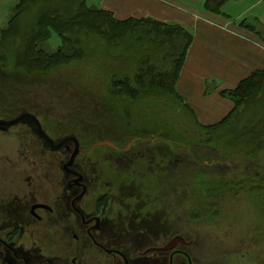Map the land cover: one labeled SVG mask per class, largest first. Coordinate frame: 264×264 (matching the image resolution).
Wrapping results in <instances>:
<instances>
[{
    "label": "rangeland",
    "instance_id": "374dc122",
    "mask_svg": "<svg viewBox=\"0 0 264 264\" xmlns=\"http://www.w3.org/2000/svg\"><path fill=\"white\" fill-rule=\"evenodd\" d=\"M17 2L0 0V28ZM37 16L33 10L25 16V24L34 23ZM84 42V60L48 73L27 75L13 68L14 60L9 66L0 64L1 119L32 113L56 142L74 135L84 149L97 144L98 154L79 156L76 163L91 175L117 183L126 181L133 168L140 173L135 191L161 197L162 211L157 212L158 226L150 225L151 231L134 229L128 242L147 234L151 240L155 234L159 241L183 234L196 239L191 249L206 259H264V149L235 143L227 134L220 143L201 142L202 131L179 105L165 98L153 97L158 106L148 100L140 104L131 99L113 100L107 94L109 78L137 70L138 62L132 57L135 53L139 57L144 43L135 44L128 38L109 45L97 37ZM60 44L54 32L43 47L54 51ZM253 115L249 111L241 116V133ZM134 136L147 141L134 143ZM105 142L115 146L100 144ZM69 157L66 148L51 149L32 120L0 131V191L20 192L25 207L50 201L62 190V177L69 175L64 169ZM95 187L93 191H102ZM196 207L200 215L194 219L190 213ZM25 222L30 223L28 217ZM130 246L133 253L138 251L137 246ZM163 254L151 253L147 259ZM156 263L141 260L138 264Z\"/></svg>",
    "mask_w": 264,
    "mask_h": 264
},
{
    "label": "trees",
    "instance_id": "16d2710c",
    "mask_svg": "<svg viewBox=\"0 0 264 264\" xmlns=\"http://www.w3.org/2000/svg\"><path fill=\"white\" fill-rule=\"evenodd\" d=\"M230 1L204 0L202 8L213 14L229 15L226 6ZM33 10L38 13L36 21L25 24V16ZM240 25L249 27L264 42V35L253 26L244 22ZM54 32L60 37L61 44L54 51L46 50L43 43ZM91 37H97L109 45L122 43L128 38L135 44L138 41L144 43L139 57L135 58L137 53L132 57L133 62L137 60L138 69L132 68L134 72L131 75L116 73L109 78L107 94L113 100L131 99L135 104L148 100L157 105L159 103L153 97L165 98L179 105L197 129L202 131L199 134L201 142L220 143L227 134L233 136L235 143L253 145L256 151L264 149V70L255 71L235 89L222 91L235 104L224 119L213 125L200 124L194 110L177 91L179 75L193 41V33L181 24L150 17L118 20L112 12L90 6L88 0H19L13 7L11 17L0 28V64L9 66L14 60L13 68L27 75L48 73L60 66L84 60L87 56L84 41ZM249 111H253V119L243 127L241 133L240 118ZM145 141V137L134 136L133 139L137 144ZM127 175L125 183L133 187L124 190L135 191L140 173L133 168ZM209 190L211 193L214 191L213 188ZM199 215L198 207L190 213L194 219Z\"/></svg>",
    "mask_w": 264,
    "mask_h": 264
},
{
    "label": "flooded vegetation",
    "instance_id": "af4514ba",
    "mask_svg": "<svg viewBox=\"0 0 264 264\" xmlns=\"http://www.w3.org/2000/svg\"><path fill=\"white\" fill-rule=\"evenodd\" d=\"M24 120L32 119L27 117L13 125ZM13 125L0 127V131H8ZM50 137L55 145L66 138L56 142ZM80 143L81 151L70 166L73 172L67 171L65 164L75 149L74 141H66L57 149L48 143L53 150L66 148L70 152L64 163L69 175L62 177V190L55 192L50 201H36L25 207L20 192L0 191V264H138L141 260L157 261L156 264H264V259H206L191 249L196 239L183 234L161 241L155 234L153 240L147 234L128 242L134 229L151 231L150 225L158 226L157 212L162 211L163 199L124 190L133 186L125 181H107L102 175L77 168L79 156L99 153L96 146L84 149L81 140ZM97 185L102 191H93ZM25 217L30 223L25 222ZM177 237L184 240L164 250ZM143 239L148 242L138 247ZM130 245L137 246L138 251L133 253ZM151 253L164 254L147 259Z\"/></svg>",
    "mask_w": 264,
    "mask_h": 264
},
{
    "label": "crops",
    "instance_id": "0c3cea01",
    "mask_svg": "<svg viewBox=\"0 0 264 264\" xmlns=\"http://www.w3.org/2000/svg\"><path fill=\"white\" fill-rule=\"evenodd\" d=\"M203 1L92 0L91 6L112 12L118 20L150 17L181 24L193 33L177 91L200 124L208 126L234 109V101L222 91L264 70V42L240 25L244 22L264 35V0H231L226 6L229 15L204 10Z\"/></svg>",
    "mask_w": 264,
    "mask_h": 264
},
{
    "label": "water",
    "instance_id": "95a60500",
    "mask_svg": "<svg viewBox=\"0 0 264 264\" xmlns=\"http://www.w3.org/2000/svg\"><path fill=\"white\" fill-rule=\"evenodd\" d=\"M27 117L28 118H31L35 122L36 127H37V130H38V133L50 144L51 148L57 149L63 143H65L66 141H69V140H73L74 141V143H75V149H74V151H73V153L71 155L70 161L65 164V169L67 171H72L73 172V170L70 168V166L73 165L76 156L81 151V143H80V140L78 139V137H76V136H68L65 139H63L60 143H58L57 145H55L54 144V140L45 131V129L43 128V125H42L41 121L39 120V118L36 115L32 114V113L22 114L19 117L15 118V119H12V120H9V121L0 120V127L4 128L5 126L13 125V124L17 123L18 121H20L21 119H24V118H27ZM100 144L101 145H103V144L113 145L112 142H105V143H100ZM94 146H97V144L94 145ZM76 174H78V173H76ZM78 175L82 176V174H78ZM179 240L183 241L184 239L182 237H177V238L173 239L169 243V245H167L164 248V250H169V249L173 248L178 243Z\"/></svg>",
    "mask_w": 264,
    "mask_h": 264
}]
</instances>
